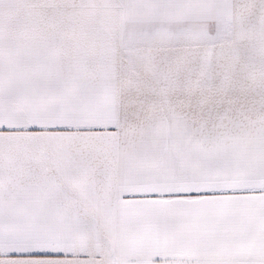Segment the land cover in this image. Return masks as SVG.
I'll return each mask as SVG.
<instances>
[{
  "label": "crops",
  "instance_id": "obj_1",
  "mask_svg": "<svg viewBox=\"0 0 264 264\" xmlns=\"http://www.w3.org/2000/svg\"><path fill=\"white\" fill-rule=\"evenodd\" d=\"M225 71L241 103L204 118ZM239 258L264 264V0H0V264Z\"/></svg>",
  "mask_w": 264,
  "mask_h": 264
},
{
  "label": "snow or ice",
  "instance_id": "obj_2",
  "mask_svg": "<svg viewBox=\"0 0 264 264\" xmlns=\"http://www.w3.org/2000/svg\"><path fill=\"white\" fill-rule=\"evenodd\" d=\"M147 23H155L154 21H147ZM163 23V21H160ZM144 40H152L159 36V32L142 33ZM179 35L176 39H179ZM218 83L210 85L206 78L202 81H197V87L200 89V96L195 99V103L201 108V115L204 118L211 119L220 115L223 112L237 108L241 103V96L237 87L238 80L234 74L227 71L223 72L221 76L217 77ZM192 102L191 100L189 101ZM200 193L192 192L190 195H198ZM220 220L209 222V229L218 228ZM30 257L52 258V257H66V253L62 251L38 250L26 253ZM223 264H247L243 258L223 262Z\"/></svg>",
  "mask_w": 264,
  "mask_h": 264
}]
</instances>
